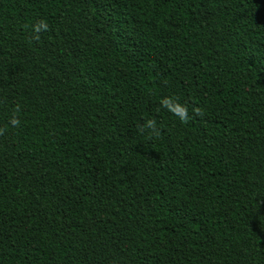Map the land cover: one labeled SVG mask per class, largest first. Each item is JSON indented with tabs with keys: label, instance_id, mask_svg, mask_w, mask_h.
I'll list each match as a JSON object with an SVG mask.
<instances>
[{
	"label": "trees",
	"instance_id": "obj_1",
	"mask_svg": "<svg viewBox=\"0 0 264 264\" xmlns=\"http://www.w3.org/2000/svg\"><path fill=\"white\" fill-rule=\"evenodd\" d=\"M0 264H264V0H0Z\"/></svg>",
	"mask_w": 264,
	"mask_h": 264
},
{
	"label": "clouds",
	"instance_id": "obj_2",
	"mask_svg": "<svg viewBox=\"0 0 264 264\" xmlns=\"http://www.w3.org/2000/svg\"><path fill=\"white\" fill-rule=\"evenodd\" d=\"M47 27H48V25L45 22L41 21L38 25L34 26L33 30L36 31V32H40L42 30L46 31ZM163 104H164L165 107H168L174 114L179 116V118L181 120H186L187 119V110L183 106H181L179 104H176L174 101L168 100V99H165L163 101ZM10 123L12 125H17L19 123V121L13 118V119H11ZM147 126L149 128L152 127L153 126V122L152 121H148L147 122Z\"/></svg>",
	"mask_w": 264,
	"mask_h": 264
}]
</instances>
